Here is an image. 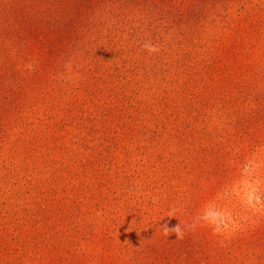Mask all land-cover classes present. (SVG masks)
<instances>
[{"label":"rangeland","instance_id":"374dc122","mask_svg":"<svg viewBox=\"0 0 264 264\" xmlns=\"http://www.w3.org/2000/svg\"><path fill=\"white\" fill-rule=\"evenodd\" d=\"M0 264H264V0H0Z\"/></svg>","mask_w":264,"mask_h":264},{"label":"clouds","instance_id":"9594fccd","mask_svg":"<svg viewBox=\"0 0 264 264\" xmlns=\"http://www.w3.org/2000/svg\"><path fill=\"white\" fill-rule=\"evenodd\" d=\"M145 47L148 48V50H149V51H152V52L158 50V49L155 48V46H152V45H147V44H146ZM164 230H165V233H166V234H167L168 231H174V232L177 233L178 238H179L180 236H182V233H181V231H180L178 225H177L176 227H174V228H171V229L168 227V225H164Z\"/></svg>","mask_w":264,"mask_h":264}]
</instances>
